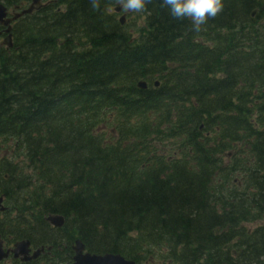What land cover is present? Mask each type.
Segmentation results:
<instances>
[{
	"label": "trees",
	"instance_id": "1",
	"mask_svg": "<svg viewBox=\"0 0 264 264\" xmlns=\"http://www.w3.org/2000/svg\"><path fill=\"white\" fill-rule=\"evenodd\" d=\"M222 3L199 31L161 0L134 33L107 12L117 0H51L12 23L0 146L23 159L0 154L6 245L62 240L47 264L76 240L135 264H264V0Z\"/></svg>",
	"mask_w": 264,
	"mask_h": 264
},
{
	"label": "water",
	"instance_id": "2",
	"mask_svg": "<svg viewBox=\"0 0 264 264\" xmlns=\"http://www.w3.org/2000/svg\"><path fill=\"white\" fill-rule=\"evenodd\" d=\"M41 0H32L31 4L28 8L23 9L21 12L15 13L13 17L7 18L6 7L0 3V25L6 26L4 33H7V36L3 39L2 44L7 47H11V35H10V22L20 15H24L26 13H31L36 9L41 7ZM123 17L121 18L122 21ZM1 35V32H0ZM156 85V84H155ZM138 86L140 88H145L144 82H139ZM3 197L0 196V211L4 210V206H2ZM46 220L55 227H61L64 218L62 216H48ZM28 241H20L16 243L15 248L13 250L4 251L2 248V242L0 241V260L6 258L10 252L14 254V257H18L19 255H26L28 253ZM84 247L80 241H76L74 246L75 255L73 257L74 262L72 264H135L132 260H127L119 254L113 253H105V254H91V253H83ZM41 250L36 251L31 257H24L23 260H29L31 258H35L39 255ZM225 264V263H223Z\"/></svg>",
	"mask_w": 264,
	"mask_h": 264
},
{
	"label": "clouds",
	"instance_id": "3",
	"mask_svg": "<svg viewBox=\"0 0 264 264\" xmlns=\"http://www.w3.org/2000/svg\"><path fill=\"white\" fill-rule=\"evenodd\" d=\"M117 3L124 12L139 13L146 0H117ZM161 4L171 17L189 20L195 31L216 17L223 7L222 0H161Z\"/></svg>",
	"mask_w": 264,
	"mask_h": 264
},
{
	"label": "rangeland",
	"instance_id": "4",
	"mask_svg": "<svg viewBox=\"0 0 264 264\" xmlns=\"http://www.w3.org/2000/svg\"><path fill=\"white\" fill-rule=\"evenodd\" d=\"M117 5V4H116ZM114 5V6H116ZM114 6L108 7L107 8V12L108 13H114L117 14L115 15L116 18H119L121 14H124L125 17V24L129 25L131 28H129L130 32L134 33L138 27L142 26V21L144 19V15H142L141 12L139 13H130V12H124L122 10V12L119 13H115L112 8ZM113 11V12H112ZM124 12V13H123ZM106 118L103 122H101V124H99V129H102V137L104 139L110 140V138H112L110 131L115 129L116 127V121H115V117H114V113L113 112H107L106 113ZM160 145H157V148H162L163 147H171L173 146L170 142H165V140H162L159 142ZM0 154L1 155H5V157L7 159H10L12 162L16 161V163H21L22 162V157H21V152H20V148H14L13 145L10 144L9 145H2L0 146ZM227 156V155H226ZM227 158H229V155L227 156ZM25 172L27 174H32V171H29L28 169L25 170ZM240 184L236 179H234V181H231V183L228 185V187H232V188H236V190H241L239 188ZM254 226V224H245V227L248 229H251Z\"/></svg>",
	"mask_w": 264,
	"mask_h": 264
},
{
	"label": "flooded vegetation",
	"instance_id": "5",
	"mask_svg": "<svg viewBox=\"0 0 264 264\" xmlns=\"http://www.w3.org/2000/svg\"><path fill=\"white\" fill-rule=\"evenodd\" d=\"M18 241V240H17ZM15 241V242H17ZM29 241V253L25 256V257H29L35 250H37L38 248L43 247L44 248V240H28ZM62 240H58V245H57V252H51V251H44L41 252L37 258L35 259H30L28 261H24V260H20L22 257V255H19L17 258L14 257V255L11 253L9 255V257L5 260H1L0 264H47L45 263L44 258H52L55 254H59L63 252V247H61L59 245V243ZM14 246V243L12 244ZM12 245L9 248H12ZM9 248H5V249H9Z\"/></svg>",
	"mask_w": 264,
	"mask_h": 264
},
{
	"label": "bare ground",
	"instance_id": "6",
	"mask_svg": "<svg viewBox=\"0 0 264 264\" xmlns=\"http://www.w3.org/2000/svg\"><path fill=\"white\" fill-rule=\"evenodd\" d=\"M1 1H2V0H1ZM5 1H6V0H5ZM5 1H4V2H5ZM24 5H25V4H24ZM52 6H53V5H52ZM52 6H51V7H52ZM58 9H59V8H58ZM114 15H117V14H114ZM251 15H252V14H251ZM251 15H250V16H251ZM40 16H41V15H40ZM116 19H117V18H116ZM33 20H34V19H33ZM30 22H32V21H30ZM33 22H34V21H33ZM119 23H120V22H119ZM30 24H31V23H30ZM127 26H128V25H127ZM29 27H30V26H29ZM129 30H130V29H129ZM131 41H132V40H131ZM140 81H141V80H139V81L137 82V85H138V83H139ZM153 87H155V86H153Z\"/></svg>",
	"mask_w": 264,
	"mask_h": 264
}]
</instances>
